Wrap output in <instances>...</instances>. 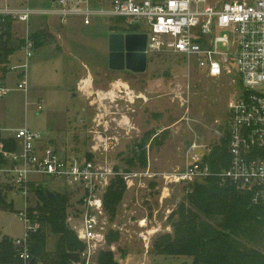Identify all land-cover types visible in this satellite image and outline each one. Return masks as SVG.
<instances>
[{"label": "rangeland", "instance_id": "obj_1", "mask_svg": "<svg viewBox=\"0 0 264 264\" xmlns=\"http://www.w3.org/2000/svg\"><path fill=\"white\" fill-rule=\"evenodd\" d=\"M205 1L216 5L253 0ZM111 2L91 0L93 5L106 8H111ZM7 6L41 11L50 8L52 0H0V8ZM46 16L33 15L28 24L18 22L19 39L27 31L33 35L43 28L51 33L52 40L38 48L29 62L27 92L17 89L19 70H9L0 79V88L13 89L0 97V126L40 132L46 143L53 141L62 157L108 161L118 172L117 178L124 181L115 214L107 213V228L115 236L90 263L82 254L77 264H99L103 252L110 253L118 264H193L190 257H166L154 249L160 236L173 234L179 206L186 203L188 193L187 186L169 184L164 177L185 167L193 144L201 146L199 154L209 155L219 144L237 95L235 85L229 78L206 76L193 61L188 64L179 55L165 53L148 54V68L143 74L112 71L110 36L117 32L147 34L143 23L93 17L87 25L82 18L72 21L70 17L63 37H56L45 26ZM20 55L13 62L10 58L8 68L24 58L22 52ZM79 58L91 69L82 67ZM79 72L83 82L81 90H76L75 73ZM141 150L144 165L137 158ZM136 174L144 175L136 178ZM126 175L133 183L125 181ZM31 179L54 194H68V213L77 219L79 197L63 179L39 175ZM8 202H13V210H0V235L23 238L25 224L20 214L35 208L37 198L30 188L24 196L13 187ZM67 223L72 228L75 221ZM56 240L48 236V251H53Z\"/></svg>", "mask_w": 264, "mask_h": 264}, {"label": "built area", "instance_id": "obj_2", "mask_svg": "<svg viewBox=\"0 0 264 264\" xmlns=\"http://www.w3.org/2000/svg\"><path fill=\"white\" fill-rule=\"evenodd\" d=\"M40 14L58 16L62 23L70 17H82L87 25L93 17H118L128 20L129 24L143 23L149 31L147 54L179 55L188 64L195 62L210 78L231 79L237 95L227 126L229 167L219 173L212 172L205 161L209 153L199 154L197 151L202 148L195 143L185 167L164 178L169 184L188 187L216 177L221 185L230 184L251 193L254 204L264 205V0L216 5L205 0H112L111 8L97 7L91 0H56L46 12L0 9V36L5 32L7 18H12L14 23L28 24L31 16ZM31 37L27 31L21 38L24 58L9 68L21 71L17 89L25 92L29 90V62L36 52ZM12 90L0 88V97ZM38 109H42L41 104ZM1 139L13 141L15 151L5 150ZM0 154L5 159L0 167L2 179L10 181L24 196L28 195L30 185L40 186L37 180L31 179L33 175L63 179L74 190L80 209L77 219L69 215L68 221H75L72 229L84 246L83 257L90 263L108 244L104 196L119 175L114 166L96 158L62 157L51 142H45L40 132L28 127L0 126ZM124 179L132 182L127 175ZM20 216L25 224V236L14 239V244L23 264H29L28 239L38 225L31 222L27 211Z\"/></svg>", "mask_w": 264, "mask_h": 264}, {"label": "trees", "instance_id": "obj_3", "mask_svg": "<svg viewBox=\"0 0 264 264\" xmlns=\"http://www.w3.org/2000/svg\"><path fill=\"white\" fill-rule=\"evenodd\" d=\"M5 32L0 36V79L9 72L10 58L21 49L23 39H15V23L12 18L5 22ZM119 33V32H117ZM36 50L51 43L52 36L46 30L32 35ZM3 148L15 151L16 144L1 139ZM229 134L211 149L205 160L212 172L219 173L229 167ZM138 153H135L137 155ZM146 163L143 150L138 157ZM91 159V158H88ZM5 163L0 154V167ZM124 181L116 178L104 196L107 213L115 214L121 201ZM14 185L3 180L0 175V210H13V202H8ZM37 198V206L27 213L38 228L30 232L28 249L33 264H77L81 262L84 246L76 233L68 226L70 197L55 194L52 199L42 186L30 185ZM179 219L173 224V234L158 238L154 249L157 254L183 256L193 259V264H264V205L253 203L252 195L237 187L221 185L216 177L203 183L188 186L186 203L179 206ZM57 238L53 251H48V236ZM115 236L110 232L107 243ZM0 264H23L14 239L0 236ZM30 264V263H29ZM99 264H118L108 252L101 253Z\"/></svg>", "mask_w": 264, "mask_h": 264}, {"label": "water", "instance_id": "obj_4", "mask_svg": "<svg viewBox=\"0 0 264 264\" xmlns=\"http://www.w3.org/2000/svg\"><path fill=\"white\" fill-rule=\"evenodd\" d=\"M147 43L146 34H112L109 39V69L112 71L128 70L136 74L145 73L148 68ZM45 192L49 199L55 196L54 192L49 190ZM30 264H33V261Z\"/></svg>", "mask_w": 264, "mask_h": 264}, {"label": "crops", "instance_id": "obj_5", "mask_svg": "<svg viewBox=\"0 0 264 264\" xmlns=\"http://www.w3.org/2000/svg\"><path fill=\"white\" fill-rule=\"evenodd\" d=\"M53 3V2H52ZM95 6H97V5H95ZM100 5H98L97 7H99ZM8 7V6H7ZM4 8H6V7H4ZM4 8H0V9H4ZM51 8V7H50ZM50 8H48V9H45V10H41L42 12H46V11H48V10H50ZM13 9H15V8H13ZM18 9H20V8H18ZM72 18V21H75L74 19L75 18H78V17H71ZM79 18H82V17H79ZM83 19V18H82ZM69 21H70V18L67 20V22L66 23H62L61 22V20H60V18L58 17V16H46V19H45V26L46 25H48L49 27H50V29H51V31L56 35V37H60V35L62 36L64 33H65V26L69 23ZM62 26H63V28H62ZM15 29H16V36H15V38H14V40L15 39H17V38H19L20 36H21V30L18 28V22L17 23H15ZM60 29V30H59ZM41 30H43V28H40V29H38L37 31H36V33L37 32H39V31H41ZM51 34V33H50ZM63 37V36H62ZM62 47V46H61ZM63 49H64V47H63ZM38 50V49H37ZM36 50V51H37ZM20 53H21V50H18L12 57H11V61L13 62V60H16L18 57L20 58ZM35 54H36V52H35ZM109 54H110V52H109ZM76 58V57H75ZM22 59H19V61H21ZM79 60V63H81V65H82V67H85L86 69H88V70H90L91 68L88 66V65H84L82 62H81V59L79 58L78 59ZM19 61H17V62H19ZM75 76H76V90L78 89H80L81 90V88H82V82H83V79H82V76H81V73L79 72V74L77 75L76 73H75ZM86 83V82H85ZM85 83H83V84H85ZM87 84L89 85V82H87ZM52 144H53V141H50ZM54 145V144H53ZM1 236V235H0Z\"/></svg>", "mask_w": 264, "mask_h": 264}, {"label": "flooded vegetation", "instance_id": "obj_6", "mask_svg": "<svg viewBox=\"0 0 264 264\" xmlns=\"http://www.w3.org/2000/svg\"><path fill=\"white\" fill-rule=\"evenodd\" d=\"M124 71H128V70H124ZM119 72H123V71H119ZM128 72H131V71H128ZM133 73V72H132Z\"/></svg>", "mask_w": 264, "mask_h": 264}]
</instances>
